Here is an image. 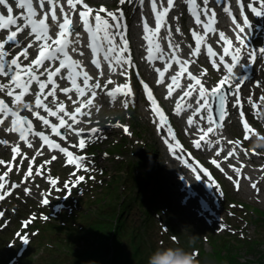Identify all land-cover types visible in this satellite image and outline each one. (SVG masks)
I'll return each instance as SVG.
<instances>
[{"label":"snow or ice","instance_id":"1","mask_svg":"<svg viewBox=\"0 0 264 264\" xmlns=\"http://www.w3.org/2000/svg\"><path fill=\"white\" fill-rule=\"evenodd\" d=\"M147 2L150 4L155 20V28L149 26L147 17L143 15L145 0H138L147 52L143 59L152 65L157 62L164 65L163 70L155 67L158 74V85L165 83V74L173 65L178 67L179 71L170 77V83L167 84L166 99L172 98L176 91L184 87L181 83L182 77L186 76L191 81L176 100L173 114L180 117L185 112H191L186 121L185 134L191 135L188 129L193 127L197 129L198 138L191 141L194 149L198 151L214 150L216 156H220L225 151V141L219 138L213 140L212 137H219L223 131L224 123L229 116V103L238 110L245 132L244 140L255 136L256 132L247 121L243 107L246 102L253 108L254 115L259 118L262 105L257 104L251 94L244 101L242 96L244 80L238 79V76L236 79L240 83L235 88L232 87L231 78L235 69L241 66L244 57L240 47L232 49L233 42L223 30L218 33L219 41L225 45L223 55L217 58V53L211 46L206 47V53L213 67L219 70V66H222L228 75L209 89L203 79L189 71V66L195 63L191 57L198 58L208 35L217 33L215 24L218 21V14L214 8L209 6L210 0H200V2L198 0H183L194 24L203 29V35L196 28L190 29L195 46L194 48L189 46L190 58L183 60L179 56L180 44L173 39L172 25L167 20L169 13L178 7L177 0H147ZM214 2L231 17L237 41L242 45L245 43L244 34L251 27L249 18L245 15V8L247 7L257 17L264 16V0H251V2L236 0L240 15L243 17V25L239 23V17L234 15L230 6H224L221 0H214ZM14 3L17 9L22 10L18 15L13 14L14 10L9 0H0V6L7 12V15L0 12V32L7 33L3 39H0V77L7 81L6 83L0 82V93L11 98V106L3 98H0V126L5 125V122L10 118V127L4 129L6 132L18 134L19 141L29 149L34 147V140L38 138L41 141V148L37 149L35 155L29 158L26 153H22L19 143L10 145L7 139H0V146L10 147L12 152V162L0 159V166L6 167V171L0 174V201L5 200L15 189L22 186L9 180L10 174L13 172V163L17 157L22 156L23 159L29 161V168L24 175L23 183L34 176L47 175L46 166L57 159L55 155L35 167V172L33 171L35 159L42 154L45 146L50 152L58 151L63 154L66 157V166H74L77 172L91 170L92 165L89 158L84 155H75L69 150V147H78L80 151H84L89 143L106 139L103 130L98 127H91L89 131L77 127L83 123L85 117L91 121L93 108L99 112L100 106L96 104L98 98L106 96L107 102L114 105L119 97H123L122 106L125 110L130 106H136L135 94L129 77L130 69H136V65L133 63L130 43L127 39L129 26L123 9V5L126 3L130 6L135 5L136 0H118L120 7L115 11H110L104 6L95 9L85 0H14ZM257 4L259 7L256 6ZM179 18L177 16L173 19L178 21ZM162 30L165 32L164 36L160 35ZM175 31L177 34L183 35L178 23L175 25ZM25 32H27V36L23 40L20 39ZM85 35L87 37L86 44L84 42ZM160 40L167 41V51L161 46ZM84 47L90 51V63L98 71V76L95 78L89 73L82 59L74 58V54L79 57L85 56ZM17 49L19 51H16ZM30 50L36 52L34 59L31 58ZM14 52L15 55H13ZM258 55L264 56V49H261L259 53L252 50L247 52L251 62H255ZM228 58L231 59V63L226 62ZM24 61L29 62L25 64ZM105 65L108 78L102 84L101 78L106 75ZM136 71L137 79L143 85L146 99L150 104L151 122L157 128L169 153L194 174L202 173L212 181V184L209 185L210 188L214 185L219 189V184L213 180L209 171L198 162H193L190 158L191 154L185 152L169 117L159 105L149 85L140 79L138 69ZM114 75L125 77L128 82L115 84L111 78ZM58 81H66L69 86L61 87ZM114 84V87L109 88V85ZM33 85L38 89L35 92L32 91ZM259 86L264 87V84ZM225 89H230L231 94L228 95L224 91ZM58 92L71 101L74 106L73 111L70 112L65 102L59 100ZM73 93L76 99H73ZM29 95H34V103L26 101V97ZM233 97L235 98L234 102ZM259 100L264 101V96L259 97ZM214 104H218L215 111ZM24 110L31 113L34 119L39 120L43 128L50 130L51 135L46 134L45 131L36 130L33 119L21 114ZM38 110H43L47 115H41ZM52 118L58 123H54ZM110 126L122 128L126 135H131L127 125L116 123ZM70 135L79 138L77 144L64 147L57 142L60 140L67 143ZM258 138L264 139V137ZM227 145H230L231 148L224 157L225 162L232 158L238 159L240 151H243L246 157L249 155L247 150L242 149L239 140L227 141ZM210 162L219 171L224 172L220 161L211 159ZM229 167L236 174V178L234 179L232 176H226V178L233 182L237 191H239L241 179L251 181V177L243 173L245 167L243 163L240 167L234 165ZM73 175L76 174L73 173ZM85 179V176L77 175L74 184L78 185ZM196 179L199 180L200 176L196 175ZM48 180L52 186L58 188L56 179L48 175ZM250 186L259 195L258 182L252 181ZM65 189L70 191V185L66 183ZM24 191L29 194L31 190L25 187ZM219 194L222 196L223 192L220 191ZM42 203L47 205L49 201L43 199ZM0 216H3V212H0ZM44 219H48V217H44ZM27 224L28 222H25L26 227ZM20 238L24 244L29 243L27 236ZM195 255L197 256L198 253Z\"/></svg>","mask_w":264,"mask_h":264},{"label":"trees","instance_id":"2","mask_svg":"<svg viewBox=\"0 0 264 264\" xmlns=\"http://www.w3.org/2000/svg\"><path fill=\"white\" fill-rule=\"evenodd\" d=\"M114 206L109 207L107 213L100 214L87 230L75 240H61L58 243V252L49 264H148L146 259L149 247L142 241L139 228L132 229L123 221V212L119 206L123 203L119 194L113 196ZM108 204L102 206L107 209ZM123 209V208H122ZM119 212V213H118ZM108 237V243L104 242ZM75 242H80L77 245ZM256 240L245 242L239 247H232L227 241L213 242L214 253L205 261L220 264H247L239 259L237 250L253 248ZM256 259L252 264H264V246L258 247ZM198 264H206L201 262ZM251 264V263H249Z\"/></svg>","mask_w":264,"mask_h":264},{"label":"rangeland","instance_id":"3","mask_svg":"<svg viewBox=\"0 0 264 264\" xmlns=\"http://www.w3.org/2000/svg\"><path fill=\"white\" fill-rule=\"evenodd\" d=\"M136 123H137V126H138V130L139 132H141V134L139 135L138 139H140V137H146L148 139V144H151L154 148H155V152L152 154V156L148 155L147 156V160H157L161 166V168H164L163 165H162V162H163V158H160V150H159V146L155 143V141L153 140L151 134L149 133V129L148 127L143 124L141 121H140V118L136 116ZM133 132H135V130H132ZM140 142V141H139ZM133 145V147H135V149H129L131 150L132 152V159H138L139 156H141V152L140 150H143V147H139L138 146V143H136V141L132 142L131 143ZM124 150V148H123ZM125 152V151H124ZM126 157H128V155L126 154L125 152V157L123 159L124 162H126ZM114 163L117 162V160H113ZM162 174L164 175V171H162ZM161 180V178H160ZM160 184L163 186V189L164 191L165 190V185L160 181ZM116 190V186H114V189L113 191ZM114 195V192H112L111 194V199L113 200V196ZM254 200L253 201H250L249 200V196H246L245 200L260 207L261 209H264V190H263V193L262 192H259V195H257V193H254ZM105 201L102 203L104 204ZM131 203V202H130ZM101 204V205H102ZM100 205V207H101ZM125 206H122V208H124ZM93 208L95 209L96 208V205H93ZM14 229V227L10 230V232H7L4 231L5 233V236L6 238H10L11 237V231ZM178 229L179 230H183V226L181 225H178ZM1 234V232H0ZM193 234L192 233H189V238L192 242H195L197 243L198 240L195 238L193 240ZM257 238H263L264 240V227H261L260 231L257 233ZM256 238V239H257ZM204 245H202V250L205 252V253H211V245L212 243L210 242H206V243H203ZM258 247L259 245H254L253 248H248V249H241L240 251L237 252L238 256H239V259L242 260V261H245L244 263H251L256 259V253L258 251Z\"/></svg>","mask_w":264,"mask_h":264},{"label":"clouds","instance_id":"4","mask_svg":"<svg viewBox=\"0 0 264 264\" xmlns=\"http://www.w3.org/2000/svg\"><path fill=\"white\" fill-rule=\"evenodd\" d=\"M254 147H264V140H258ZM195 253L183 248L158 249L149 257L148 264H198Z\"/></svg>","mask_w":264,"mask_h":264},{"label":"bare ground","instance_id":"5","mask_svg":"<svg viewBox=\"0 0 264 264\" xmlns=\"http://www.w3.org/2000/svg\"><path fill=\"white\" fill-rule=\"evenodd\" d=\"M130 10H131V9H130ZM192 200L195 201V198H192ZM37 205H39V209H37V212H40L41 209H43V208L45 207V204L42 203V200H41L40 202H36V203H34V204L32 205V208H33L34 210H36ZM13 260H14V259H13ZM13 260H12V262H13Z\"/></svg>","mask_w":264,"mask_h":264}]
</instances>
